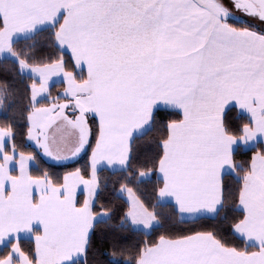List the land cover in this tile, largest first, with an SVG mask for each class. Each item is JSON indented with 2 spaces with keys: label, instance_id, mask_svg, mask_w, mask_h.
<instances>
[{
  "label": "snow or ice",
  "instance_id": "obj_1",
  "mask_svg": "<svg viewBox=\"0 0 264 264\" xmlns=\"http://www.w3.org/2000/svg\"><path fill=\"white\" fill-rule=\"evenodd\" d=\"M0 264H264V0H0Z\"/></svg>",
  "mask_w": 264,
  "mask_h": 264
},
{
  "label": "trees",
  "instance_id": "obj_2",
  "mask_svg": "<svg viewBox=\"0 0 264 264\" xmlns=\"http://www.w3.org/2000/svg\"><path fill=\"white\" fill-rule=\"evenodd\" d=\"M62 171V170H61ZM117 251H119V249H117Z\"/></svg>",
  "mask_w": 264,
  "mask_h": 264
}]
</instances>
